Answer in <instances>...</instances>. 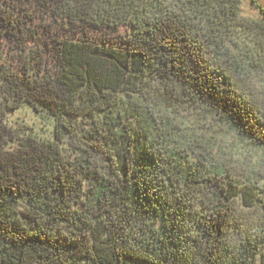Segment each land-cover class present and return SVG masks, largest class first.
Returning a JSON list of instances; mask_svg holds the SVG:
<instances>
[{
    "label": "trees",
    "instance_id": "trees-1",
    "mask_svg": "<svg viewBox=\"0 0 264 264\" xmlns=\"http://www.w3.org/2000/svg\"><path fill=\"white\" fill-rule=\"evenodd\" d=\"M242 1L0 0V49L37 47L22 72L0 55V264H264L258 188L190 164L153 112L193 105L264 148V85L243 81L264 77V8L247 21ZM232 42L243 59L216 64ZM24 105L57 120L55 142L16 140Z\"/></svg>",
    "mask_w": 264,
    "mask_h": 264
},
{
    "label": "rangeland",
    "instance_id": "rangeland-1",
    "mask_svg": "<svg viewBox=\"0 0 264 264\" xmlns=\"http://www.w3.org/2000/svg\"><path fill=\"white\" fill-rule=\"evenodd\" d=\"M257 1L264 8V0ZM241 16L247 21L259 22L262 20L259 11L250 0L242 1ZM232 39L242 43L240 38L232 36ZM236 42H232L228 46L225 45L223 49L218 51L216 64L228 66L232 58L243 59L241 55L239 56L240 53L235 51ZM242 46L244 47V45ZM36 50L37 47L33 42L18 43V41L12 42L8 38L2 44L0 55L4 63L16 71L22 72L25 65L31 62L33 54L30 52ZM243 81L244 84L258 93V89L262 90L260 86L264 85L263 76L247 77ZM126 101L128 102L125 100V103ZM148 102L141 103V106L145 108ZM132 103L135 104V102ZM153 112L157 115L160 129L163 131L161 135L168 136L169 139H176L182 144H176L174 149L176 153L180 152L179 156L187 157L189 163L194 166L197 164V159L203 162V159L206 158L208 160L206 166L209 169H225L241 178L242 181L251 179L259 190V196L264 198V148H258L257 145L239 137L237 133L231 131L216 117L193 105L177 108L157 102L153 106ZM7 122L16 136V140L32 137L45 143L56 141L57 120L46 113H36L28 105L9 113ZM88 124V120L79 118L75 126L78 132L87 131ZM60 147L66 159L76 163L79 157L71 141L69 139L63 140L60 142ZM17 148V142H10L5 150L15 151ZM242 205L240 200L235 204L237 215H241L242 218L248 215H257Z\"/></svg>",
    "mask_w": 264,
    "mask_h": 264
}]
</instances>
